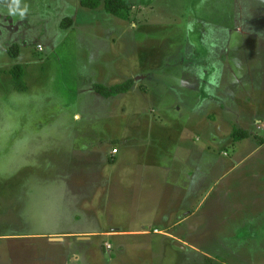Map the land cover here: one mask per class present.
Returning a JSON list of instances; mask_svg holds the SVG:
<instances>
[{
	"label": "rangeland",
	"instance_id": "rangeland-1",
	"mask_svg": "<svg viewBox=\"0 0 264 264\" xmlns=\"http://www.w3.org/2000/svg\"><path fill=\"white\" fill-rule=\"evenodd\" d=\"M126 1L129 18L81 0H0V17L31 26L25 45L3 46L0 31V264H264V230L227 208L237 198L218 179L264 137L253 123L249 138L226 137L234 117L262 115L245 94L264 106V0ZM128 78L118 95L91 88ZM204 93L229 101L224 120ZM142 162L164 177L143 183ZM152 184L172 200L139 203Z\"/></svg>",
	"mask_w": 264,
	"mask_h": 264
},
{
	"label": "crops",
	"instance_id": "crops-1",
	"mask_svg": "<svg viewBox=\"0 0 264 264\" xmlns=\"http://www.w3.org/2000/svg\"><path fill=\"white\" fill-rule=\"evenodd\" d=\"M245 34V32H244ZM208 74H209V70H208ZM98 83V82H96ZM101 83V82H100ZM104 84V83H103ZM94 85V84H93ZM92 85V89L94 90ZM95 91V90H94ZM96 93H98L96 91ZM229 93V97H231L230 99L236 104L234 106L231 105V108L233 110V112L236 115L239 114H243L245 116V113L242 111L243 108L241 107H237V96L238 94H236L233 91L230 92H226ZM100 94V93H99ZM208 93H204L201 96V99L205 102H209L211 104V106L214 109H210L211 111H216L217 113V117H219L220 119H223L222 117H224L225 113L227 112L226 107L228 105L229 101H225L220 97V102L219 104H215L213 106L212 103L216 102L212 99H215V97L212 96V99H204L205 96H207ZM101 95V94H100ZM247 95L246 98L248 99L249 102V106L252 108L257 107V105H260L262 108V115L254 114V116L252 118L247 119L245 117V119H239V117H234V121H235V125L232 126L233 128V132H230L226 135V137H230L229 140L236 143L237 140L239 139H234V131L235 130H244L248 133V135L244 138H249L250 135L253 133L250 130H248L249 126L253 123V124H257V127L259 125H261V123L264 124V106L261 103H258V101L254 98L251 97V95L249 94H245ZM209 98V97H208ZM218 99V97H217ZM230 100V101H231ZM232 103V102H231ZM158 108V107H157ZM224 110V112L222 111ZM158 111L161 112L163 111L162 108H158ZM206 111H208V109H206ZM170 113V110H166V112H164V114H162V116H165V114ZM226 118V117H224ZM202 120V116H200V120L198 121V124L201 122ZM204 120H205V132L209 131V137L210 139L213 140V142L215 143L218 139V134H216V130H215V124H216V120L214 119H210L208 120L205 115H204ZM224 120V119H223ZM263 122H262V121ZM251 121V122H249ZM259 122V123H257ZM154 124V123H153ZM195 127L199 128V129H203L202 125H196ZM259 128V127H258ZM229 132V130H228ZM257 137V136H256ZM135 139V138H133ZM242 139V138H240ZM130 141V140H129ZM129 141L127 138H124L121 140V143L126 144L125 146H127L129 144ZM229 141V142H230ZM259 143V144H257ZM255 144V143H254ZM263 144H264V137H259V139L257 138V142L254 145L253 151L246 153V154H240L239 156H237L236 158L233 159L232 162H230L228 165L230 166H225V170L223 169L220 174L218 179H220V181H222L223 184V193L228 195L230 194V197L232 196H236L237 200L233 201L231 203V205L227 206V208L231 209L233 212H237L238 215H248V219H246L244 222L245 223L244 226H250L249 231H251V234H253V232L257 231L256 229L258 228L259 230L263 229L264 230V153L263 154H259L258 151H261L263 149ZM263 146V147H262ZM112 146V150H113ZM114 148H118L116 153H113V151H110V157H112L113 162L112 164L115 166L117 163H121L125 158L124 156H122L121 158H118V154L120 152V147L119 145L117 147ZM249 159H251V162L249 163ZM225 160L221 161V165L223 167ZM144 162V161H143ZM141 163L139 166H136L137 169L140 171L142 168L145 169V172H143L142 177H145V180L143 181V183L146 181V179H148L149 176L154 177L155 175H162L160 172H157L156 169L158 168V165L153 166L151 165H146L144 163ZM229 168V169H228ZM102 176H106L107 175H102ZM139 176L141 177V174L137 173V177L139 178ZM105 177V178H106ZM162 177H164L162 175ZM105 187H107V185H104ZM156 185L152 184L149 187H146V189H138L139 192V203L140 202H145V197L147 196H154V200L152 201V203L156 204H160L163 205L164 202H170V199L172 200V194L170 195H166V193H161L159 195H157V193H159L160 190L155 189ZM142 193V194H141ZM142 195V196H140ZM148 198V197H147ZM226 207V203L224 201V206H223V210ZM167 216L163 219H166ZM237 230L236 232H238V230H240L241 228H243V226H237ZM240 227V229H239ZM89 233L91 234H98L101 233V231H99L98 229H93L91 231H89ZM169 233V232H167ZM261 235L264 237V231L261 233Z\"/></svg>",
	"mask_w": 264,
	"mask_h": 264
},
{
	"label": "trees",
	"instance_id": "trees-1",
	"mask_svg": "<svg viewBox=\"0 0 264 264\" xmlns=\"http://www.w3.org/2000/svg\"><path fill=\"white\" fill-rule=\"evenodd\" d=\"M81 4L85 7L89 8H99L103 7L109 13H113L114 15L122 16L124 18H129V13L124 10H129L131 8L130 3L126 0H81ZM125 12V14L123 13ZM68 18V17H67ZM65 18L64 22L62 21V26H69L72 24V18ZM13 44L8 48L9 53L11 55H19L20 51L19 47ZM17 69L14 70L15 75L17 74V70L19 67L16 66ZM21 71V70H20ZM134 78H128L124 82L113 84V85H105L103 83H96L93 85L95 91L100 93L103 96L110 97L114 95H118L120 93H125L129 91V89L134 85ZM248 135V133L244 130H235L234 131V139L244 138Z\"/></svg>",
	"mask_w": 264,
	"mask_h": 264
},
{
	"label": "flooded vegetation",
	"instance_id": "flooded-vegetation-1",
	"mask_svg": "<svg viewBox=\"0 0 264 264\" xmlns=\"http://www.w3.org/2000/svg\"><path fill=\"white\" fill-rule=\"evenodd\" d=\"M10 20L11 19L0 17V31L7 38L5 39L3 46L9 44L11 45L13 41L19 42L22 45L28 43L31 40V39H27L31 35V31H30L31 26H27L25 23H23V21L12 23Z\"/></svg>",
	"mask_w": 264,
	"mask_h": 264
},
{
	"label": "water",
	"instance_id": "water-1",
	"mask_svg": "<svg viewBox=\"0 0 264 264\" xmlns=\"http://www.w3.org/2000/svg\"><path fill=\"white\" fill-rule=\"evenodd\" d=\"M176 243V245H178V246H180V247H185V245L183 244V243H181V242H175Z\"/></svg>",
	"mask_w": 264,
	"mask_h": 264
},
{
	"label": "built area",
	"instance_id": "built-area-1",
	"mask_svg": "<svg viewBox=\"0 0 264 264\" xmlns=\"http://www.w3.org/2000/svg\"><path fill=\"white\" fill-rule=\"evenodd\" d=\"M259 127L264 129V124H263V123H261V125H259ZM113 151H114V152H117V149H116V148H114V149H113Z\"/></svg>",
	"mask_w": 264,
	"mask_h": 264
}]
</instances>
